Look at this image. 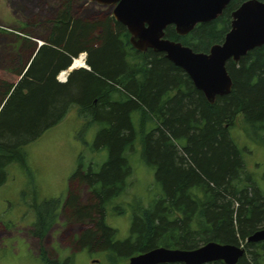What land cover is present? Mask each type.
<instances>
[{
    "label": "trees",
    "instance_id": "trees-1",
    "mask_svg": "<svg viewBox=\"0 0 264 264\" xmlns=\"http://www.w3.org/2000/svg\"><path fill=\"white\" fill-rule=\"evenodd\" d=\"M80 1L86 2L55 0L46 20L26 24L41 34L35 39L0 29L11 40L0 59L8 72L0 77V186L9 165L27 169L24 147L56 126L71 106L84 133L98 127L92 153L107 154L100 165L79 158L67 193L54 208L32 204L31 236L42 245L63 216L65 223L82 226L74 244L99 252L105 264H122L156 247L191 250L208 242L244 247L236 264H264V241L246 242L264 227V190L229 135L241 114L246 129L264 145V45L226 63L232 90L209 104L164 54L133 49L111 13L81 17ZM243 1L231 0L216 20L185 36L169 26L165 38L207 53L223 41L231 13ZM11 30L23 33L20 27ZM36 39L43 43L39 48ZM81 53L88 69H75L59 82L58 75ZM137 145L157 192L146 205L137 204L128 237L117 240L106 216L126 190L132 174L128 153ZM81 187L88 191L86 199ZM39 253L46 264H58L46 251Z\"/></svg>",
    "mask_w": 264,
    "mask_h": 264
},
{
    "label": "rangeland",
    "instance_id": "rangeland-1",
    "mask_svg": "<svg viewBox=\"0 0 264 264\" xmlns=\"http://www.w3.org/2000/svg\"><path fill=\"white\" fill-rule=\"evenodd\" d=\"M54 1L0 0V29L11 32L13 36L15 34V37L35 39L41 36L26 24L32 26L33 22L46 20ZM76 6L81 17L112 12L110 7L84 1L77 2ZM19 27L23 33L11 30ZM10 41V38L0 34V59L3 58V47L9 45ZM80 56L85 62V54L81 53L77 59ZM1 60L0 77L8 74ZM83 124L77 108L71 106L56 126L24 147L27 169L17 164L7 167L6 182L0 186V264H46L39 256L41 249L58 264H105L99 252L82 251L74 244L73 238L81 232L82 226L79 223H65L63 216H59L51 227L42 245L30 234L35 221L32 204L48 202L42 205L44 210L54 208V201H62L80 157L86 163L98 165L106 160L105 151L93 154L89 148L98 127L84 133ZM246 128L239 114L234 126L229 128V135L242 153L246 170L264 190V145L253 136V131ZM139 149L137 145L135 151L128 153L132 174L127 180L124 194L113 201L106 216V223L116 230L117 240L128 237L132 213L137 204L141 202L146 205L157 192L152 170L140 162ZM87 192L86 188L81 187L83 199H86ZM122 264H128V260Z\"/></svg>",
    "mask_w": 264,
    "mask_h": 264
},
{
    "label": "water",
    "instance_id": "water-1",
    "mask_svg": "<svg viewBox=\"0 0 264 264\" xmlns=\"http://www.w3.org/2000/svg\"><path fill=\"white\" fill-rule=\"evenodd\" d=\"M86 1L112 7V17L127 30L132 48L140 53L151 50L164 54L169 62L189 77L209 104L232 90L233 83L226 63L229 60L238 62L251 50L264 45V0L242 2L231 13L230 29L223 41L212 45L207 53L194 52L180 42L165 38V29L173 26L177 35L185 36L196 25L216 20L231 0ZM35 42L38 48L43 44L37 39ZM81 68L88 69L86 64ZM75 69L72 62L67 76ZM263 241L264 227L246 239L247 243ZM244 254L242 246L208 242L191 250L156 247L130 257L128 264H208L216 261L236 264Z\"/></svg>",
    "mask_w": 264,
    "mask_h": 264
},
{
    "label": "bare ground",
    "instance_id": "bare-ground-1",
    "mask_svg": "<svg viewBox=\"0 0 264 264\" xmlns=\"http://www.w3.org/2000/svg\"><path fill=\"white\" fill-rule=\"evenodd\" d=\"M84 66H85V64H84V61H83L81 56L78 59L73 60V67L81 68ZM64 76H65V73H61L58 78L62 80L64 78Z\"/></svg>",
    "mask_w": 264,
    "mask_h": 264
},
{
    "label": "built area",
    "instance_id": "built-area-1",
    "mask_svg": "<svg viewBox=\"0 0 264 264\" xmlns=\"http://www.w3.org/2000/svg\"><path fill=\"white\" fill-rule=\"evenodd\" d=\"M61 73H65V76H64V78L62 80L58 78ZM61 73L58 75L57 79H58L59 82L64 83L67 80V71H64V72H61Z\"/></svg>",
    "mask_w": 264,
    "mask_h": 264
},
{
    "label": "flooded vegetation",
    "instance_id": "flooded-vegetation-1",
    "mask_svg": "<svg viewBox=\"0 0 264 264\" xmlns=\"http://www.w3.org/2000/svg\"><path fill=\"white\" fill-rule=\"evenodd\" d=\"M244 1H245V0H244ZM244 1H243V2H244ZM86 2H87V1H86ZM230 2H231V1H230ZM241 3H242V2H241ZM241 3H240V4H241ZM93 4H95V3H93ZM240 4H239V5H240ZM102 7H103V6H102ZM107 7H108V6H107ZM110 8L112 9V7H110ZM224 10H225V9H224ZM224 10H223V11H224ZM111 15H112V12H111ZM196 26H197V25H196Z\"/></svg>",
    "mask_w": 264,
    "mask_h": 264
},
{
    "label": "crops",
    "instance_id": "crops-1",
    "mask_svg": "<svg viewBox=\"0 0 264 264\" xmlns=\"http://www.w3.org/2000/svg\"><path fill=\"white\" fill-rule=\"evenodd\" d=\"M77 69H79V68H77Z\"/></svg>",
    "mask_w": 264,
    "mask_h": 264
}]
</instances>
